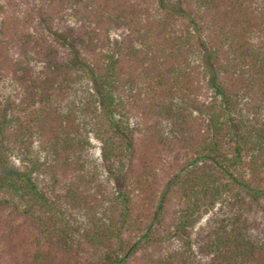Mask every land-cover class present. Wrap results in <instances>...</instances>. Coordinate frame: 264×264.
I'll list each match as a JSON object with an SVG mask.
<instances>
[{
    "label": "trees",
    "instance_id": "obj_1",
    "mask_svg": "<svg viewBox=\"0 0 264 264\" xmlns=\"http://www.w3.org/2000/svg\"><path fill=\"white\" fill-rule=\"evenodd\" d=\"M4 262L264 264V0H0Z\"/></svg>",
    "mask_w": 264,
    "mask_h": 264
},
{
    "label": "rangeland",
    "instance_id": "obj_2",
    "mask_svg": "<svg viewBox=\"0 0 264 264\" xmlns=\"http://www.w3.org/2000/svg\"><path fill=\"white\" fill-rule=\"evenodd\" d=\"M121 32L122 31H115V32H112L110 34V37H111V42L113 40H117L119 39V37L121 36ZM90 142L93 144V147H94V153H95V156L96 157H99V153H100V150H99V144L94 140V139H91ZM42 157V154L41 152L37 149V146L35 145L34 146V159H41ZM208 215H204L202 216L200 219H195L192 221V223L190 224V229L191 231L193 232V234L196 233V231L198 230L199 227L203 226L205 221H206V218H207ZM194 236V235H193ZM193 236L191 239H193ZM3 264H6V262H4Z\"/></svg>",
    "mask_w": 264,
    "mask_h": 264
}]
</instances>
